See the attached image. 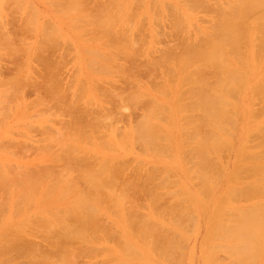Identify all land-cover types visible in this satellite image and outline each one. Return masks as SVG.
Returning <instances> with one entry per match:
<instances>
[{
    "label": "rangeland",
    "instance_id": "1",
    "mask_svg": "<svg viewBox=\"0 0 264 264\" xmlns=\"http://www.w3.org/2000/svg\"><path fill=\"white\" fill-rule=\"evenodd\" d=\"M78 1L77 0H0V169L3 168V170H1L2 172L0 171V176L3 177L2 180L4 179V177L9 176L7 178L10 180V182L6 181L5 178V181L8 182L9 184L7 185L6 182H3V184L6 183L7 186H9L10 184L12 187L15 186V182H17L19 178L20 180L17 182V185L20 186V184L18 183L22 182L21 180L24 178L26 180L23 181L29 180L30 184L34 185L36 188L37 178L42 176L43 171L39 169L40 173L42 172V174H38L39 171H37L35 167L38 168L37 165L40 166L42 165L41 167L39 166V168H42V170L47 171V168L49 169L50 167V169L52 170L51 171L52 175L58 177V178L54 177V179H52V175H50L51 174L50 169L47 171L48 177L44 176L46 173L44 171L43 176L45 177L46 180L45 179L43 180L44 177L41 178L42 180L41 179L39 180L40 184L38 183L39 185L37 186L39 192L38 191L36 192L34 189L35 192L33 193L32 191H28L26 189L27 194L24 195V197L22 194H18L15 191L16 189L18 192L22 191L23 190L22 188H19L18 190V186H16V189L15 187H13L15 189L13 190V188L10 186L11 187L10 190L9 189L7 190L6 185H4L5 186L4 187L2 185V181L0 180L1 182L0 187L3 188V189L0 188V197H1L0 198V242L4 245L3 247V245L0 243L1 244L0 246H2V249L0 247L1 249L0 251L2 253V254L0 253L1 256L0 264L2 263L28 264L29 262L27 261H29V258L31 259L30 264H36L35 259L39 260L40 258H41L40 262L37 263L59 264V262L61 261L60 264H62V261L63 262L65 261L64 260L65 256H67L65 257V259L72 260L73 258L74 259L73 262L74 263L78 262V264L80 263L90 264L91 262L94 263V261L96 262L94 264H121L123 262H126V264L127 263L130 264L131 262H132L131 264L134 263L136 264L137 260H140L138 255L139 237H137V235L134 234L136 233L134 232V230L137 231V227H139L143 221H144L143 223L145 224V229L147 230L148 228L149 230L146 232L147 233L146 239L148 242L143 238L144 235L142 236V239L145 240L147 244L149 243V246L150 243L153 241V239L154 241L156 239V242H154L155 244L158 242L157 244L161 243L165 245L166 244L165 241H167L168 243H170V246L172 247V248L170 247V249H172L171 250L172 252L169 249V252L172 254V256L169 254H165L161 256L159 252L158 254H156L155 251H153L151 252V254L155 253L153 254V259H152V255L149 256L147 254V258L145 260L141 259L140 261H138L139 263L137 264L140 263L141 264H152V263L153 264L154 263L155 264H211L210 261L213 259H216V263L214 264H220V261H218L219 259L220 260L222 259L221 263L231 264L232 258L230 257V255L228 257L226 252L223 251H221V253L214 252L213 256H210L208 254V252L206 251V249L208 248L206 233L213 219V214L211 210L216 202L213 200L220 199L224 188L227 186L226 182H228V177H227L229 176L228 174L234 168L240 166L241 159L237 157V150L241 145H244L245 148L252 150L254 149V147L258 146L257 143H259L264 138L263 136L264 111L261 105L262 103H260L261 101H259L258 98L254 100H250V94L248 89L246 88L247 86H242L240 88H237L229 92L228 97L231 99V101H234L233 103H235L236 105L235 107L236 110L235 113L233 114L235 116L234 117L232 116L233 117L232 119L236 121L234 120L230 121L233 124L235 122V125H231V123L227 121L226 128L228 130V135L229 136L231 135V133L229 132L230 130L231 132H233L234 137L232 135H231L232 138L228 136V139L231 141L230 144L220 146L217 149L211 148L212 150H209L207 152V154H209V158L213 162V169L215 172L214 176L208 173V175L214 179L212 182L213 185L211 187L212 190L210 189L208 190L210 193H208V191L206 193H201L199 189L200 188L199 185L201 183L199 172L201 173L203 172V167H200L197 170V166H196L197 163H194L197 161L196 158L198 153V144L196 140L193 141V144H190L189 150L187 149L188 147L187 148L183 147L185 151L183 150V148H181L182 151L180 150L179 144L178 145L177 143L173 144L172 143L174 142L173 137H175V139L176 137H178V131L176 129L174 132V129L172 128L173 123L176 122L173 121V117H172L173 113L171 112L172 110L167 111V109H172L171 107H173V102H174L173 91L177 83H180V95L181 94L183 95V100L186 102V104L191 103L192 100L195 99V96L193 95L194 89L193 88L191 89L193 85L191 86L186 84L185 83L186 81L184 80H180L179 82H176L177 80H179V78L175 76L174 68L178 63V60L184 55L185 52L187 53L197 52L198 50H203L206 47V43L208 42V39L212 38L215 35L212 28L215 25L216 21L219 19V13L221 12L219 10L222 9L221 7H223V9H226L228 6L226 3H229L230 0L229 1L202 0V3L204 1L203 3L204 6L200 1L197 0L196 1L195 0L192 1L190 0H89V1L78 0ZM196 2H198L199 4L201 3L200 5L202 6H198L199 4ZM218 4L221 5V7ZM81 12L82 14H80ZM87 18L91 22H86L85 19ZM96 21L98 23H96ZM107 22L111 23L110 27L112 29L110 28L106 29L104 27L102 29H99L102 27V25H100L101 23L106 24ZM95 24H99L101 27H97L98 25L95 27ZM103 29L105 30L104 32ZM98 30L99 31L101 30L100 31L101 33L98 32ZM3 31L5 34L1 33ZM95 33L98 35V37L96 36ZM106 33L108 34L106 35ZM2 38L6 39L7 41L3 40ZM176 43L177 46H175ZM122 45L127 46V48L125 46L123 47L125 49L123 51H125L126 53L130 52L129 56L124 54L123 51L121 53L119 52V55L116 53L119 50L121 51L123 49ZM117 46L119 47L116 49V50L119 49L118 51L114 49V47ZM184 48H185L184 50L185 52L183 53L182 51ZM99 53L103 55L101 56V54ZM163 53L165 54V56ZM46 56L47 58H49L48 56H50V58L45 59ZM103 56L105 57L108 56L107 57L108 59L105 58L106 60H104ZM190 56L192 55L190 54L187 58L188 59L193 58ZM33 58L34 59L36 58L35 61ZM109 60H112L115 64L112 65L111 63L113 62L108 63ZM132 61L135 63L134 64L131 63ZM150 61L153 64V66H150V64H148L149 66L147 65V63H150ZM42 63H44L45 65H43ZM116 64L117 67L115 66ZM31 65L32 68L30 67ZM118 65L120 66V69H118L119 67ZM140 65L141 66L146 65V66L140 67ZM54 67L56 70L54 69ZM121 67L123 71L121 70ZM263 67H264V63L259 64V67L257 65L256 67L257 69L255 68L254 72L250 73V79L256 78V76H258L263 71ZM126 68L127 69L130 68L131 70L130 69L129 70L130 72L131 71L132 72L128 73V70ZM30 69L32 70L33 73L31 72ZM46 69L47 70L49 69L50 71H47ZM51 69L52 70L54 69L55 73L51 74L50 72H53ZM143 69L145 72H147V70L149 71L150 69L151 73L147 72L149 74L144 75L145 72L142 71ZM198 69L200 70L199 72H201L206 79L205 83L201 85V88L203 89V91H205V93L210 92L214 86V83L217 81L216 69L214 67L204 66V65H198ZM192 70L193 69H190L189 72ZM137 71L140 73L138 74ZM141 71L143 73H141ZM137 74L139 75V77L141 76L140 79L138 78ZM50 75L52 76L55 75V76L49 77ZM125 75L126 77H128L126 78L127 81L124 80ZM20 76L23 78H19ZM56 76L57 79L59 80V83L57 82L58 84L56 83L57 81ZM195 76L196 75H193V77ZM48 77L51 79L55 78L54 79L55 83L54 82L50 83L51 81H53V79L51 80ZM20 79H22L21 81H23L24 79L25 81L23 82L24 83L26 82L27 86L24 85V83H22ZM34 80L36 81L34 82ZM113 80H115L116 82ZM118 80L121 83H119ZM45 81H47V83ZM14 82L19 83V84L18 83L15 84L17 90L14 89L15 87L13 88ZM37 84L38 86L42 85L41 88L45 87L44 89H42L43 91L41 90L40 87L37 86ZM119 85L121 89H119L120 87L117 88ZM34 86L37 87V89ZM114 86L115 87L117 86L116 89L113 88ZM17 87H19V89ZM34 89L36 90L35 92ZM45 89L46 90L51 89V92L46 91ZM117 89H119V91ZM58 90L61 92L63 90L66 91L65 93L66 95L63 94L64 92L62 93L60 92L63 95L61 94L58 95L59 93ZM99 90L102 91V92L100 91L101 94ZM18 91H20L21 93ZM117 92L120 93L118 94ZM104 94L105 96L108 97L110 96L109 100L111 98V101L106 100L108 97L106 98ZM127 94L131 95V96L129 95L130 100H127L128 98H125L127 97ZM35 97H37L40 101L36 102ZM54 97H58V98H54ZM45 98L47 99V102H44L46 101ZM145 98L147 101L149 100L148 102L149 106L147 104V101L144 100ZM54 100L56 101L58 100V101L55 102ZM74 101H76V103H74ZM71 103H73L74 105ZM144 104L145 106L147 105L148 107L147 110L145 111L144 109L146 107L144 106ZM169 104L170 106H168ZM67 105L69 106L67 107ZM101 105L104 106L103 107L104 109L107 108L106 110H109L108 109L109 107L111 108L109 111L111 113V116L108 115L105 116V112ZM111 105H114V107ZM99 108L101 109V111ZM59 109H62L63 113L62 110ZM82 109H84V111L80 112L79 110ZM115 109H119V110H115ZM74 110L76 111L74 112ZM65 111L67 112V115H69L68 112L70 111L71 113L70 112L69 113L73 116L75 115L76 117L75 116L69 117L70 116L69 115L68 118ZM88 111L89 113H85ZM112 111L117 113L113 114ZM186 111L185 113L188 115V117L191 120H193L194 118H198L200 120L202 125L200 128L199 136L203 139H207L210 135V130L208 129V126L205 124L204 119L202 120V112L199 109L186 110ZM91 112L94 114H92ZM100 112L101 114L104 115V117L103 115L100 114ZM107 112L108 111H106V114ZM98 113L100 114L99 117H101L100 120L104 118L101 120V122L104 123L105 126L102 125V123H99L100 120H98L99 119V117L97 116ZM110 113L108 114L110 115ZM79 114L82 116H80ZM149 114L153 115L154 118L151 119V116L147 117L149 116ZM92 115H94L95 118ZM109 117H111V119ZM112 117L117 119H114ZM74 118L77 119L75 122L78 121L77 123H79V125L77 124L75 127V125L71 122H68V125L65 124L64 120L66 122L73 121ZM108 118L110 119V123L108 122L109 120ZM118 118L121 120V122ZM91 119L94 120L96 119L95 121L98 124H96L94 120L91 121ZM61 120H63V122ZM111 120L113 122H111ZM83 122L84 123L94 122V123L93 125L90 123L89 124L87 123L88 125L87 124L84 125ZM117 122L120 123L118 124ZM188 122L190 123L189 120ZM61 123H63L62 126H59ZM149 123L151 124L150 126ZM181 123L185 125L187 123V120L183 119L181 120ZM131 124L134 125L132 126ZM98 125L101 129L98 127ZM77 126L83 127V129H81L80 127L78 128ZM85 126L86 127L89 126L88 129H91V131L87 129L89 131L88 137H86L87 131H86V136L84 135L85 132H82L86 130ZM96 126L99 128L98 130ZM106 126L107 129L104 128ZM94 127H96L97 131L94 129ZM65 128H67L71 132L70 133L71 136H69L70 134L68 135L66 134L68 133V130H66ZM69 128L72 129V131ZM108 128L109 131H107ZM63 130H64L63 135H61L62 133L60 132H62ZM47 131L53 132L52 133L53 136L49 133L48 134L51 135V137L48 134L46 135ZM95 131L96 132L102 131L104 134L102 132L96 133ZM79 132L80 134L83 133L84 134L79 135ZM55 133L57 134L54 135ZM64 133L66 135H64ZM74 133L76 134L78 133L77 135L82 137L80 138L79 136L76 137L77 135L74 136L75 135ZM61 136H63V138ZM83 136L85 138H83ZM69 137L72 139H70ZM29 138L33 140L30 141ZM86 138H88V140L90 141H88ZM10 139L14 140L15 142L13 143L16 144H11L12 141L11 143L8 142L10 141ZM49 139L51 140L52 143L49 142L46 143L47 141H50ZM2 140L3 142H7L9 145L11 144L10 147L7 143H1ZM57 141L60 142L61 144V145L59 144L60 146L57 144L59 143ZM63 141H65V144H62ZM55 143L56 145H54ZM31 144L34 145L35 149L31 147L32 146ZM51 144L54 147L50 146ZM5 145L8 147V149ZM63 145L64 146L66 145L67 147H65L66 149L64 150H61L62 148H64ZM70 145H72L73 147H71ZM74 145L75 147H77L76 150L74 148ZM44 146L45 148H48L50 150L48 149L45 150ZM68 146H70L71 150L67 151V149L69 148ZM20 148H22L21 149L22 151L20 150ZM55 148L57 150L54 152L53 149L55 150ZM10 151H12L11 154ZM51 151L53 154L50 153ZM76 151L77 152L79 151V153H77ZM83 152L85 153L84 157L82 156V158H80ZM68 154H70L71 156L70 155L68 156ZM75 155H77L78 157L77 156L75 157ZM181 156H184V158H181ZM61 157L65 159L63 160V158ZM59 158L62 159L60 160L62 162H64L67 159L66 163L64 162L66 166L62 162H61L62 165L59 163L60 162ZM87 158L90 160L88 161ZM56 160L59 165L56 163ZM91 160L93 162H91ZM52 161L53 162L55 161V164H53ZM96 161L98 164L95 163ZM103 161L104 163L106 162L105 163V165H107L106 167L105 165L100 164ZM122 161L127 162V165L125 162L123 163L124 164L123 165ZM114 162L116 165H114ZM68 163L73 166L71 165L69 166ZM91 163L93 164L95 163L94 164L95 166L93 165L94 166L93 167ZM117 163H121L122 167ZM87 164H89L90 166L89 165L86 166ZM56 165L60 168H58ZM62 166L63 168L69 167L71 171L68 168H67L68 170L66 168L64 169L67 172L63 171ZM118 166H120L121 168H119ZM123 166H125V170L122 169L124 168ZM71 167H75L76 169L73 168L74 169L73 170ZM131 167L134 168L132 169ZM28 168L34 171L36 170L35 172H37V174L34 171H31L33 174L30 173V171L28 173L27 172ZM52 168L53 169L55 168L54 170L58 168V170L53 171ZM98 168L102 170L103 168H105L104 169L105 173L102 171V175L105 174L106 177H108L111 182L112 180H114L115 175L116 178L119 179V180L115 179L116 183L118 184L117 185L115 183L117 186H113L115 180L111 184V182L109 183V179H108V185L107 184L106 185L108 186V188L110 187V189L112 188L113 190L112 189L106 190V188L104 189L103 188L104 185L101 186L99 190L104 194L106 192L107 196H108L107 193H109V195L110 194L113 195L114 198H112L111 195L109 196V198L111 197L112 200L114 199L116 200V202L118 201L117 203H119L120 209H118V207L115 206V203H113L115 201L107 200L108 199L107 196L105 197L106 198L105 200L104 198H101V200L105 202H101L100 205L98 203L99 215L98 214H95L96 216L94 215L96 219L99 218L98 220L99 222L95 220L94 217H92V219L94 218L93 220L95 223L92 222V220H90L93 223V225L99 223L98 226H96L97 224L95 225L98 231H96L95 226L91 224L92 227L95 228L96 233L98 234L93 233L94 228H92L93 229L92 233L91 234L89 233V235L94 234L92 235L93 237L96 234L99 240L96 239V241L92 242L94 238L93 237L91 238V236L88 235V232L91 230L89 228L91 227V225H89L88 227L90 230L87 228L89 231L86 229L87 231L85 230L83 232L84 234L82 237L83 239L76 238V243L74 242L72 244V241H75V239L74 240L73 238L68 239L65 236H62L63 240H60L61 237L59 233L62 234L63 232L61 229L71 228V225L73 224L72 223L74 221L73 216L70 215L69 209L73 205L74 197L75 196L78 197L76 193L78 191H82L81 189L85 185H86L85 188L88 186L90 187L93 186V184L88 180L89 178H91L90 176L96 174L95 171L96 172L99 171V173L101 172V170H99ZM13 169L16 171L14 172ZM89 169H91V171ZM21 170L23 171V173ZM59 170L61 173H58ZM85 170L87 172H85ZM110 170H112V172ZM113 170L114 172H116V174H113L114 173ZM131 170H134V172L133 171L131 172ZM143 170L144 171L146 170L148 174L146 172L144 173ZM56 172L58 173V175L55 174ZM81 172L84 173V175H82ZM91 172L93 173L92 175L89 174ZM9 173L12 174L11 178ZM64 173H66L67 175ZM85 173L88 176H85ZM99 173L98 175L93 176L95 177L94 179H100L101 177L106 178L104 177L105 175L102 176ZM111 173L113 175H111ZM151 173H153V175ZM62 174L64 176H62ZM124 174L127 177H125ZM150 174L152 176H149ZM32 175H34V177ZM81 175L84 176V181L83 179H81L83 178ZM147 175L149 176V178L147 177ZM238 175L244 176V178H246V174H244L243 172H238ZM60 176L61 178L59 179ZM85 177H89L88 179L87 178L86 179L91 184L87 185V182H85L86 181ZM32 178L36 179L35 180L36 184L33 183L34 179ZM75 178L79 184L74 183ZM67 179L72 180L71 183H74L73 185L74 191L79 189L75 193L74 197H73L74 193L71 194L70 190H68L69 192L66 193L58 192L59 190L58 188H60L58 186L62 184L63 185L66 184L67 182L66 183L64 182L67 181ZM41 181H44L43 186ZM29 182H27V184H29ZM127 182H130L129 183L130 187H128L129 185L125 184L126 186L124 185V189H123L121 187L122 186L121 183L123 184ZM133 182H134V187L132 186ZM206 183L210 185L209 182ZM67 184L69 185L70 183ZM136 185L139 186L135 187ZM48 186L49 189H45V187L47 188ZM74 186L77 187H75L74 189ZM68 187L66 186V189ZM90 187H88L89 190H87L86 188V191H89V193H87V195L85 194L86 196H84V200L86 203L88 202L90 203L89 200L91 198L92 199L94 198L93 204H97L95 198L97 200V197L100 198V196L99 195L97 196V193L92 191L95 190L94 187L93 188ZM147 187L150 189L147 190L148 189ZM61 188H63V186H61ZM127 189L129 191V194H127L128 192ZM138 189H141V191H138ZM11 190L17 194L15 193L12 194ZM71 190H72V184H71ZM73 190L72 192H74ZM90 190L96 195L90 193L91 192ZM145 190L148 192H146ZM120 191H122V193ZM133 191L136 194H134ZM118 193H121L123 195L126 194V195L122 197L121 200L120 198L123 195L119 197L118 195L120 194ZM150 193H152V195L156 199L151 198L152 195H150ZM91 194L92 196L89 197V195ZM155 194L158 196V199ZM29 195L32 197H30ZM79 195H81L82 197L84 194L80 193ZM125 197L127 200L125 199ZM99 198H98V202H100ZM152 199L154 202H152ZM256 199L257 200L255 203L257 205L259 206L264 205V196H257ZM75 200H77V198H75ZM84 200L82 201L84 202ZM77 201H81V200L79 199ZM241 201L242 202L239 201L238 203L244 204L243 200ZM105 203H110L111 208L109 204L106 205ZM103 205H105L110 211L107 208L103 207ZM130 206L134 207V209L131 208ZM83 208L82 209L80 208L81 211L83 210ZM84 210L82 212L86 213V209ZM118 210H120L119 212L122 211L121 212L122 219H120L119 214L121 213H118L117 212ZM135 211L137 212V214L135 213ZM112 212H114V214H112ZM74 213L75 212L73 211V214ZM116 213L119 216H117ZM128 215L129 217L133 215L132 217H134V219H136L137 221H139L141 218L142 220L144 218V220L143 221L141 220L142 222H137L134 219L130 218L132 219L133 221L132 222L130 221V219H127L129 218ZM146 216H148L149 218L148 217L146 218ZM126 220H128L130 223H128V221ZM56 221H62L63 223L64 222L65 223L64 224L62 223V225L60 226V224ZM126 223L129 224L128 227L131 226V229L125 227ZM137 223H140V225L138 226ZM63 225L65 227L60 228ZM74 225L75 224H73L72 227L73 229L75 227ZM134 226L136 229L134 228ZM27 227L28 229L30 227L32 230L29 229L30 230L29 231ZM46 228H49L51 230L48 231V229ZM112 229L116 231L114 232L115 236L112 233ZM26 230H28V232H26ZM35 230L36 231L39 230V231L35 233ZM55 230H57V232L59 233L57 234V232H54ZM50 231L54 233L51 234L49 233ZM101 232L104 233L102 234ZM110 232L111 235L108 234ZM132 232L133 234H131ZM40 233L42 234L41 238H43L44 235V240L46 242L39 238ZM55 233L59 235V238H57L58 236L56 237ZM14 235H17V237L15 236L13 238ZM37 235L38 237H36ZM70 235L73 236L72 233H70ZM161 235H163L162 236L163 238L161 237L160 239L156 238V237L159 238V236ZM86 236L89 239V242L84 239V237L86 238ZM99 236H101L102 238H99ZM111 236L114 237L113 240ZM12 239L16 240V242L13 241ZM116 239L117 240L119 239L120 242L119 241L116 242ZM5 240L6 242H4ZM169 240L171 241L173 240V243L169 242ZM9 241H11L9 243L10 245L8 244ZM175 241L177 242L175 243ZM12 242L13 243L15 242L16 245H18L17 243L20 242L24 246L26 245L28 248L22 245L24 249L22 246L21 249L19 246L18 248L20 251L19 252L17 251L18 249L15 248V243L13 244ZM59 242L61 244H59ZM69 242L72 244V246L70 245L71 247L68 245L70 244ZM20 243L19 245H21ZM65 243H67L68 246ZM39 244H42L44 247H42V245ZM55 244H57V246H59L60 248L61 246L63 248L60 250L58 249L59 248L58 247L57 252L55 248L54 251L57 254L58 253L60 254L58 256H56V253L53 251L54 248H52V247H57ZM37 245L40 248H38ZM63 245H65L66 247L65 246L63 247ZM5 246L7 248H9L10 246L11 247L10 249L6 250L7 248ZM77 246L82 249H79ZM29 247H30V251L28 253L27 250H29ZM49 247H50V251L49 250L47 251ZM93 247L96 250L91 249ZM151 247H152V243H151ZM43 248L44 251L45 248L47 251V252L45 251L46 252L45 254H47L46 258L39 257V256H45V254H43L44 251L43 252L41 251L40 253L39 250ZM65 248L67 249L69 248L68 252L67 249ZM14 249L16 250V252ZM263 249L260 248V252L256 255L257 256L256 258H251V259L244 258L245 262L243 260L239 264H264ZM13 250L14 252H12ZM62 250H66L65 253ZM5 252H6L5 256H3ZM7 252H10L8 253L10 256H7L8 255ZM62 253L66 254V255L63 254V259H61ZM82 254L84 256H82ZM112 255L115 259H112L113 257L111 258ZM157 255L159 257H157ZM175 256H179L178 257L179 259H177ZM11 257H13V260L11 259ZM33 257L35 258L33 259L34 263L32 261ZM165 257L167 260L169 259L171 260V261L169 260L170 263H168ZM210 257L213 258H211L210 260ZM55 258L56 260H54ZM223 258H225L227 261ZM1 259H5L6 261L4 260L2 262ZM154 259L156 262H152L154 261ZM163 259L166 262H164ZM47 260L49 262H46ZM101 261L103 262L106 261L108 263L106 262L103 263ZM115 261L116 262L119 261V263H116ZM65 263L67 264V261ZM68 264H70V262Z\"/></svg>",
    "mask_w": 264,
    "mask_h": 264
},
{
    "label": "bare ground",
    "instance_id": "2",
    "mask_svg": "<svg viewBox=\"0 0 264 264\" xmlns=\"http://www.w3.org/2000/svg\"><path fill=\"white\" fill-rule=\"evenodd\" d=\"M78 1V0H77ZM89 1V0H88ZM190 1H192V0H190ZM196 1V0H195ZM197 1H200L201 3H202V0H197ZM205 1V0H204ZM204 1H203V3H204ZM229 1V0H228ZM79 2V1H78ZM86 2V1H85ZM87 3V2H86ZM196 3H198V2H196ZM200 3V4H201ZM203 3H202V5H203ZM206 3V2H205ZM199 4V3H198ZM198 5V6H202V5ZM228 6H227V8L226 9H223V7H221V5H219L222 9L221 10H219V11H221L220 13H219V19L216 21V23H215V25L213 26V28H212V30L214 31V33H215V35L212 37V38H209L208 39V42L206 43V47L203 49V50H198L197 52H185L184 50H185V48L183 49V53H184V55L183 56H185V57H181L179 60H178V63H177V65H176V67L174 68V72H175V76L177 77V78H179V80H177L176 82H179L180 80H184V81H186L185 83L186 84H188V85H193L192 87H191V89L193 88L194 89V91H193V95L195 96V99H193L192 100V102L191 103H189V104H186V102L183 100V95L181 94L180 95V83H177L176 84V86L174 87V102H173V107H171L172 109H167V111L168 110H172L171 112L173 113L172 114V117H173V121H176V122H174L173 123V125H172V128L174 129V132H175V130L177 129V131H178V137H176V139H175V137H173V141L174 142H172L173 144H175V143H177V145L179 144V146H180V150H181V148H183V147H188L187 149L189 150V148H190V144H193V141H195L196 140V142H197V144H198V153H197V161L196 162H194V163H197L196 164V166H197V170L200 168V167H203V172L201 173V172H199V175H200V179H201V183H200V191H201V193H206L209 189L210 190H212L211 189V187H212V182H213V178H211L209 175H208V173L209 174H211L212 176H214L215 175V172H214V169H213V162H212V160L209 158V154H207V152L209 151V150H212L211 148H213V149H217L218 147H220V146H223V145H227V144H230V140L228 139V130H227V121H231V120H234V119H232L235 115H233L234 113H235V110H236V105H235V103H233L234 101H231V99L228 97L229 95V92L230 91H233V90H235V89H237V88H240V87H242V86H247L246 88L248 89V91H249V94H250V100H254V99H259V101H261L260 103H262L261 105H262V108H263V111H264V67H263V71L258 75V76H256V78H254V79H250V73H253L254 72V70H255V68L257 67V65H258V67H259V64H261V63H264V0H230V2L229 3H226ZM77 5V4H76ZM204 6V5H203ZM85 8H86V6H85ZM84 10V9H83ZM86 10V9H85ZM82 11V10H81ZM83 12V11H82ZM82 12L80 13V14H82ZM85 15V14H84ZM86 20V22H91L88 18L87 19H85ZM93 21H95V20H93ZM96 23H98L97 21H96ZM90 24V23H89ZM98 25V26H97ZM100 25H102V27L100 26ZM95 24V27L97 26V27H101V28H99V29H102L103 27L104 28H106V29H108V28H110V29H112L110 26H111V23L110 22H107L106 24H104V23H101V24ZM95 29V28H94ZM94 29H93V31H94ZM97 29V28H96ZM101 31V30H100ZM99 30H98V32H100ZM105 30L103 29V32H104ZM211 31V30H210ZM96 32V31H95ZM1 33H4V31L3 32H1ZM97 33V32H96ZM95 33V34H96ZM101 33V32H100ZM5 34V33H4ZM108 33H106V35H107ZM124 34V33H123ZM7 35V34H6ZM128 35V34H127ZM132 35V34H131ZM96 36L98 37V35L96 34ZM174 36V35H173ZM99 37H100V35H99ZM119 37V36H118ZM124 37V36H123ZM176 37H177V35H176ZM176 37H174V38H176ZM105 38V37H104ZM122 38V37H121ZM129 38V37H128ZM3 39V38H2ZM176 39H178V38H176ZM3 40H6V39H3ZM128 40V39H127ZM183 40V39H182ZM7 41V40H6ZM107 41V40H106ZM9 43V42H8ZM110 44V43H109ZM112 44V43H111ZM117 44V43H116ZM124 44V43H123ZM127 44V43H126ZM129 44V43H128ZM102 45V44H101ZM114 46H115V44H114ZM125 46V45H124ZM123 45H122V48L124 47ZM131 46V45H130ZM175 46H177V43H176V45ZM102 47V46H101ZM126 48H127V46H125ZM117 48H119L118 46L117 47H114V49L116 50ZM107 49V48H106ZM128 49H129V46H128ZM40 50V49H39ZM119 50V49H118ZM118 50H116V51H118ZM123 50H125L124 48L120 51H118V52H116L118 55H119V52L121 53ZM127 50V49H126ZM43 51V50H42ZM39 52V51H38ZM44 52V51H43ZM109 52V51H108ZM42 53V52H41ZM115 53V54H116ZM123 53L124 54H126V55H128L129 56V53H126L125 51H123ZM40 54V53H39ZM99 54H101V53H99ZM112 54H114V53H112ZM123 54V55H124ZM164 54V53H163ZM173 54V53H172ZM192 55V56H190V57H193V58H191V59H188L187 57L189 56V55ZM36 55V54H35ZM46 55H48V54H46ZM103 54H101V56H102ZM105 55V54H104ZM37 56H40V55H37ZM164 56H165V54H164ZM49 58H50V56H48ZM104 57V60H106V59H108L107 57H105V56H103ZM116 57H117V55H116ZM115 57V58H116ZM118 57H120V56H118ZM38 58V57H37ZM41 58V57H40ZM44 58V57H43ZM49 58H47V56H46V58L45 59H49ZM106 58V59H105ZM113 58H114V55H113ZM127 58V57H126ZM130 58V57H129ZM34 59V58H33ZM36 59V58H35ZM35 59H34V61H35ZM19 60H21V59H19ZM39 60H41V59H39ZM113 60V59H112ZM112 60H109L108 61V63L109 62H113ZM133 60V59H132ZM23 61V60H22ZM45 61V60H44ZM46 61H48V60H46ZM49 61H51V60H49ZM53 61V60H52ZM130 61H131V59H130ZM37 62V61H36ZM54 62V61H53ZM115 62V61H114ZM111 63L112 65L113 64H115V63ZM125 62V61H124ZM127 62V61H126ZM128 62H129V60H128ZM149 62V61H148ZM153 62V61H152ZM17 63V62H16ZM23 63V62H22ZM40 63V62H39ZM105 63H106V61H105ZM131 63H135V62H131ZM154 63V62H153ZM43 65H45L44 63H42ZM119 64V63H118ZM125 64V63H124ZM128 64V63H127ZM148 64H150V66H153V64L151 63V61H150V63H147V65ZM155 64V63H154ZM14 65V64H13ZM18 65H19V63H18ZM18 65H16V66H18ZM51 65V64H50ZM55 65V64H54ZM54 65H52V66H54ZM120 65V64H119ZM118 65V66H119ZM198 65H204V66H211V67H214L215 69H216V74H217V76H216V74H215V76H216V78H217V81L214 83V86H213V88L211 89V91L210 92H207V93H205V91H203V89L201 88V85L203 84V83H205V81H206V79H205V77L202 75V73L201 72H199L200 70L198 69ZM15 66V65H14ZM48 66V65H47ZM52 66H51V68H52ZM116 67H117V64L115 65ZM114 66V67H115ZM131 66H132V64H131ZM139 66V65H138ZM143 66V65H142ZM141 65H140V67H142ZM144 66H146V65H144ZM143 66V67H144ZM149 66V65H148ZM147 66V67H148ZM20 67H21V65H20ZM31 68H32V65L30 66ZM46 67V66H45ZM56 67H58V66H56ZM123 67H125V66H123ZM139 67V68H140ZM262 67V66H261ZM29 68V67H28ZM50 68V67H49ZM130 68H132V67H130ZM129 68V69H130ZM136 68V67H135ZM138 68V67H137ZM146 68V67H145ZM149 68V67H148ZM20 69V68H19ZM54 69H55V67H54ZM54 69L52 70L53 72H50L51 74L52 73H55V71H54ZM118 69H120V66L118 67ZM125 69V68H124ZM127 69V68H126ZM129 69H127L128 70V73L130 72V70ZM133 69H134V67H133ZM132 69V70H133ZM190 69H193L192 71H190L189 72V70ZM257 69V68H256ZM31 70V69H30ZM47 70V69H46ZM56 70V69H55ZM121 70L123 71V69H122V67H121ZM136 70H138V69H136ZM135 70V71H136ZM146 70V69H145ZM153 70V69H152ZM262 70V69H261ZM41 71V70H40ZM45 71V70H44ZM47 71H50L49 69L47 70ZM142 71H144V69L142 70ZM141 71V73H143ZM259 71H260V69H259ZM6 72V71H5ZM31 72H32V70H31ZM46 72V71H45ZM45 72H44V74H45ZM58 72V71H57ZM126 72V71H125ZM132 72V71H131ZM130 72V73H131ZM138 72V71H137ZM145 72V71H144ZM147 72H150L151 73V71H150V69H149V71L147 70ZM147 72H145L144 73V75L145 74H149V73H147ZM153 72V71H152ZM188 72H189V74H188ZM33 73V72H32ZM38 73V72H37ZM122 73H124V72H122ZM140 72H138V74H139ZM154 73V72H153ZM29 74V73H28ZM44 74H43V76H44ZM49 74V73H48ZM124 74H126V73H124ZM137 74V76H138V78L140 79V77H139V75ZM34 75V74H33ZM38 75V74H37ZM41 75V74H40ZM56 75V74H55ZM54 75V76H55ZM126 75H128V74H126ZM126 75H125V79L124 80H126V78H128V77H126ZM132 75H133V73H132ZM142 75V74H141ZM193 75H196L195 77H193ZM31 76V75H30ZM39 76V75H38ZM42 76V75H41ZM48 76V75H47ZM52 75H50L49 77H51ZM54 76H52V77H54ZM130 76V75H129ZM135 76V75H134ZM133 76V77H134ZM147 76H149V75H147ZM32 77V76H31ZM30 77V78H31ZM48 77V78H49ZM132 77V76H131ZM149 77H151V76H149ZM148 77V78H149ZM2 78V77H1ZM19 78H23V77H19ZM40 78H42V77H40ZM45 78H46V76H45ZM135 78V77H134ZM137 78V77H136ZM137 78V79H138ZM34 79V78H33ZM44 79V78H43ZM49 79H51V78H49ZM53 79V78H52ZM51 79V80H52ZM55 79V78H54ZM53 79V81H51L50 83H52V82H54L55 83V80ZM115 79V78H114ZM22 79H20V81H21ZM28 80V79H27ZM40 80H42V79H40ZM45 80V79H44ZM43 80V81H44ZM47 80V79H46ZM56 83L58 82L59 83V80L57 79V76H56ZM129 80V79H128ZM135 80V79H134ZM2 81V80H1ZM19 81V80H18ZM19 81V82H20ZM23 81H25L24 79H23ZM23 81H21L22 83H24ZM36 80H34V82H35ZM48 81V80H47ZM47 81H45L46 83H47ZM113 81H115V80H113ZM127 81V80H126ZM130 81V80H129ZM139 81V80H138ZM28 82V81H27ZM30 82V81H29ZM40 82V81H39ZM104 82V81H103ZM116 82V81H115ZM118 82H119V80H118ZM18 83V82H17ZM16 82H14L13 83V88L16 86L15 84H17ZM32 83V82H31ZM37 83H38V81H37ZM43 83V82H42ZM57 83V84H58ZM102 83V82H101ZM107 83V82H106ZM119 83H121V82H119ZM126 83V82H125ZM125 83H124V85H125ZM19 84V83H18ZM109 84V83H108ZM107 84V85H108ZM114 84V83H113ZM128 84H130V83H128ZM22 85V84H21ZM24 85H26V82L24 83ZM31 85H34V84H31ZM39 85H40V83H39ZM47 85V84H46ZM118 85V84H117ZM139 85V84H138ZM27 86V85H26ZM28 86H29V84H28ZM37 86H38V84H37ZM42 86V85H41ZM41 86H38V87H40L41 88ZM49 86V85H48ZM53 86V85H52ZM129 86V85H128ZM33 87V86H32ZM31 87V88H32ZM35 87V86H34ZM51 87V86H50ZM54 87H55V85H54ZM117 87V86H116ZM116 87L114 86L113 88H115L116 89ZM120 87V85L117 87V88H119ZM18 89H19V87H17ZM30 88V87H29ZM36 89H37V87H35ZM45 88V87H44ZM43 87L41 88V90L42 89H44ZM47 88V87H46ZM53 88V87H52ZM125 88H126V86H125ZM128 88V87H127ZM14 89H16V87L14 88ZM22 89V88H21ZM27 89V88H26ZM33 89V88H32ZM32 89H31V91H32ZM61 89V88H60ZM119 89H121V87L119 88ZM119 89H117L118 91H119ZM143 89V88H142ZM17 90V89H16ZM40 90V89H39ZM46 90V89H45ZM55 90H57V89H55ZM113 90V89H112ZM112 90H111V93H112ZM116 90V91H117ZM125 90V89H124ZM36 90L34 89V92H35ZM43 91V90H42ZM46 91H50L51 92V89L49 90H46ZM59 91V90H58ZM101 90H99V92H100ZM104 91V90H103ZM142 91V90H141ZM18 92H20V91H18ZM29 92V91H28ZM54 92H56V91H54ZM61 91H59V93H58V95L59 94H61L62 92H64L63 94H65L66 93V91H62L61 93H60ZM102 92V91H101ZM101 92H100V94H101ZM110 92V91H109ZM131 92H133V91H131ZM135 92V91H134ZM21 93V92H20ZM37 93H38V91H37ZM41 93V92H40ZM53 93V92H52ZM105 93V92H104ZM118 94L120 93V92H117ZM25 94V93H24ZM23 94V95H24ZM46 94H47V92H46ZM49 94V93H48ZM63 94H61V95H63ZM110 94V93H109ZM122 94V93H121ZM44 95V94H43ZM55 95V94H54ZM57 95V94H56ZM66 95V94H65ZM130 95V94H129ZM128 94H127V97H125V98H128L127 100H130L129 98H130V96H129ZM25 96V95H24ZM41 96V95H40ZM49 96V95H48ZM51 96H53V95H51ZM104 96H105V94H104ZM119 96V95H118ZM117 96V97H118ZM123 96V95H122ZM125 96V95H124ZM129 96V97H128ZM133 96V95H132ZM39 97V96H38ZM45 97V96H44ZM106 98L108 97V96H105ZM110 97V96H109ZM109 97L106 99V100H108V101H111V98H110V100H109ZM112 97V96H111ZM36 98V102H39L40 100L37 98V97H35ZM42 98V97H41ZM46 98H47V96H46ZM45 98V99H46ZM54 98H58V97H54ZM53 98V99H54ZM65 98H66V96H65ZM119 98V97H118ZM120 98H121V95H120ZM123 98V97H122ZM141 98H142V95H141ZM113 99V98H112ZM49 100V99H48ZM59 100V99H58ZM57 100V101H58ZM62 100V99H61ZM61 100H60V102H61ZM119 100V99H118ZM117 100V101H118ZM121 100V99H120ZM123 100V99H122ZM144 100H146V98L144 99ZM155 100V99H154ZM42 101V100H41ZM51 101H53V100H51ZM55 102H57L56 100H54ZM147 101V100H146ZM160 101V100H159ZM44 102H47V99H46V101H44ZM59 102V103H60ZM69 102V101H68ZM137 102V101H136ZM141 102V101H140ZM148 102H149V100L147 101V104H148ZM157 102V101H156ZM74 103H76V101H74ZM110 103V102H109ZM119 103V102H118ZM251 103V102H250ZM44 104V103H43ZM61 104V103H60ZM64 104V103H63ZM71 104H73V103H71ZM70 104V105H71ZM120 104H121V102H120ZM141 104V103H140ZM74 105V104H73ZM115 105H118V104H115ZM69 105H67V107H68ZM96 106V105H95ZM102 106V105H101ZM111 106H113L114 107V105H111ZM139 106V105H138ZM144 106H145V104H144ZM148 106H149V104H148ZM168 106H170V104L168 105ZM187 106V107H186ZM73 107V106H72ZM78 107V106H77ZM104 106H102V108H103ZM108 107H109V105H108ZM118 107V106H117ZM116 107V108H117ZM146 108L144 109L143 107V109H144V111L145 110H147V105L145 106ZM239 107V106H238ZM59 108V107H58ZM57 108V109H58ZM74 108V107H73ZM83 108V107H82ZM68 109V108H67ZM66 109V110H67ZM75 109V108H74ZM76 109H78V108H76ZM95 109V108H94ZM100 109V108H99ZM107 108H103V110H104V112H105V116L106 115H108V116H111V113L109 112L110 111V107L108 108L109 110H106ZM196 109H199L201 112H202V120L204 119V121H205V124L208 126V129L210 130V135H209V137L207 138V139H203V138H201L200 136H199V133H200V128H201V122H200V120L198 119V118H194L193 120H191L189 117H188V115L185 113V111L186 110H196ZM239 109V108H238ZM59 110H62V109H59ZM86 110V109H85ZM108 111L107 112V114H106V111ZM115 110H119V109H115ZM114 110V111H115ZM76 110H74V112H75ZM80 112L81 111H84V109H82V110H79ZM87 111V110H86ZM100 111H101V109H100ZM246 111V110H245ZM61 112V111H60ZM66 112V111H65ZM70 112V111H69ZM68 112V114L70 115H67V112H66V115H67V117L69 116V117H74L73 115H71L70 113ZM113 112V111H112ZM133 112V111H132ZM187 112V111H186ZM62 113H63V110H62ZM78 113V112H77ZM83 113V112H82ZM85 113H89V111L88 112H85ZM85 113H84V115H85ZM92 113V112H91ZM108 113H110V115L108 114ZM114 113H117V112H113V114ZM121 113V112H120ZM169 113H170V111H169ZM61 114V113H60ZM72 114H73V112H72ZM81 114V113H80ZM79 114V115H80ZM92 114H94V113H92ZM100 114H101V112H100ZM99 113H98V117H99V115H100ZM89 115V114H88ZM101 115H103V114H101ZM117 115V114H116ZM123 115V114H122ZM131 115V114H130ZM244 115V114H243ZM80 116H82V115H80ZM87 116V115H86ZM92 116H94V115H92ZM107 116V117H108ZM113 116V115H112ZM151 116V119L152 118H154V116L153 115H151V114H149V116H147V117H150ZM153 116V117H152ZM233 116V117H232ZM248 116V115H247ZM68 117V118H69ZM76 117V116H75ZM83 117H85V116H83ZM103 117H104V115H103ZM120 117V116H119ZM244 117V116H243ZM82 118V117H81ZM91 118V117H90ZM94 118H95V116H94ZM100 118L101 117H99V119L98 120H100ZM110 119H111V117H109ZM108 118V119H109ZM112 118H114V117H112ZM121 118V117H120ZM133 118V117H132ZM238 118V117H237ZM71 119V118H70ZM70 119H68V120H70ZM85 119V118H84ZM102 119H104V118H102ZM101 119V120H102ZM107 119V120H108ZM110 119L108 120V122L110 123ZM114 119H117V118H114ZM114 119H113V121H114ZM119 119V118H118ZM150 119V120H151ZM183 119H186L187 120V123L184 125V124H182L181 123V120H183ZM244 119V118H243ZM246 119H248V118H246ZM77 119L76 118H74L73 119V121H65L64 120V122H65V124H67L68 125V122H71V123H73L74 125H75V127H76V125L78 124L79 125V123H77V122H75ZM80 120V119H79ZM82 120V119H81ZM94 119H91V121H93ZM96 120V119H95ZM94 120V122H96ZM101 120H100V122L99 123H102L101 122ZM120 120V119H119ZM150 120H149V122H150ZM188 120L190 121V123L188 122ZM62 122H63V120H61ZM60 121V122H61ZM84 121V120H83ZM105 121V120H104ZM112 120H111V122H113ZM123 121V120H122ZM234 121H236V120H234ZM233 121V122H234ZM248 121V120H247ZM81 122V121H80ZM93 122V123H94ZM120 122H121V120H120ZM120 122H117L118 124L120 123ZM132 122V121H131ZM172 122V121H171ZM84 123V122H83ZM88 124L90 123V122H87ZM86 122L84 123V125L85 124H87ZM93 123L91 122L90 124H92L93 125ZM231 123V125H235V122H234V124L232 123V122H230ZM237 123V122H236ZM62 124L63 123H61L59 126H62ZM87 124V125H88ZM96 124H98L97 122H96ZM108 124V123H107ZM70 125V124H69ZM73 125V126H74ZM91 125V126H92ZM102 125H104V123H102ZM132 125V124H131ZM134 125V124H133ZM132 125V126H133ZM151 124L149 123V126H150ZM71 126V125H70ZM70 126H68V127H70ZM80 126H81V123H80ZM79 126V127H80ZM105 126V125H104ZM128 126V125H127ZM58 127V126H57ZM67 127V128H68ZM78 127V126H77ZM78 127V128H79ZM86 127V126H85ZM84 127V128H85ZM97 127V126H96ZM96 127H94V129L96 130ZM98 127H99V125H98ZM97 127V130L100 128H98ZM120 127V126H119ZM67 128H65L66 130H68ZM72 128V127H71ZM81 129H83V127H80ZM89 128V126L88 127H86V130H84V131H82L81 129V131L82 132H85V136H86V131H87V136L86 137H88V130H90L91 131V129H88ZM104 128H106L107 129V126L106 127H104ZM103 128V129H104ZM112 128V127H111ZM31 129V128H30ZM61 129H62V127H61ZM70 129V128H69ZM77 129V128H76ZM88 129V130H87ZM101 129V128H100ZM113 129V128H112ZM112 129H111V131H112ZM120 129V128H119ZM118 129V130H119ZM59 130H60V128H59ZM71 131H72V129H70ZM96 130V131H97ZM115 130V129H114ZM172 130V129H171ZM36 131V130H35ZM74 131V130H73ZM79 131V130H78ZM95 131V132H96ZM107 131H109V128H108V130ZM51 132V131H50ZM46 132V135L49 133V134H51L52 135V133L53 132ZM57 132V131H56ZM60 132V131H59ZM63 132H64V130L62 131V132H60V133H62L61 135H63ZM66 132V131H65ZM81 132V133H82ZM102 132V131H101ZM101 132H96V133H101ZM229 132L231 133V135L233 136V132H231L230 130H229ZM71 132L68 130V133H66L67 135L68 134H70ZM103 133V132H102ZM48 134V135H49ZM57 133H55L54 135H56ZM59 134V133H58ZM65 133H64V135H66ZM75 135L74 136H76L77 134L76 133H74ZM83 134H80V132H79V135H83ZM104 134V133H103ZM177 134V133H176ZM51 135H49L50 137H51ZM72 135H73V132H72ZM79 135H77L76 137H78ZM91 135V134H90ZM231 135L229 136L230 138H232L231 137ZM246 135V134H245ZM53 136V135H52ZM69 136H71V134L69 135ZM263 136H264V134H263ZM49 137V138H50ZM62 138H63V136H61ZM66 137H68V136H66ZM80 137H82V136H79V138ZM234 137V136H233ZM47 138V137H46ZM59 138V137H58ZM64 138H65V136H64ZM70 138V137H69ZM75 138V137H74ZM83 138H85L84 136H83ZM100 138V137H99ZM30 139V138H29ZM28 139V140H29ZM44 139V138H43ZM70 139H72V138H70ZM78 139V138H77ZM87 140H88V138H86ZM91 139V138H90ZM98 139V138H97ZM8 140V139H7ZM7 140H5V141H7ZM33 139H30V141H32ZM50 140V139H49ZM57 140H59V139H57ZM74 140H76V139H74ZM79 140V139H78ZM11 141H12V143H11ZM45 141H46V139H45ZM53 141H54V139H53ZM88 141H90V140H88ZM236 141V140H235ZM8 142H10L11 144H16V143H13V142H15L14 140H11L10 139V141H8ZM52 143L51 142V140L50 141H47L46 143ZM57 142H59V141H57ZM56 142V143H57ZM66 142H67V140H66ZM1 143H7V142H3V140L1 141ZM56 143L54 144V145H56ZM233 143V142H232ZM236 143V142H235ZM238 143H240V142H238ZM8 144V143H7ZM10 144V145H11ZM23 144H25V143H23ZM58 145L60 144V142L59 143H57ZM62 144H65V141H63L62 142ZM258 144V146H256V147H254V149H252V150H250V149H247V148H245L244 147V145H241L240 147H239V149L237 150V149H235V150H237V157L238 158H240L241 159V163H240V166H238L237 168H234L228 175L229 176H227L228 177V182H226V187L224 188V190H223V192H222V195H221V197H220V199L219 200H213V201H216L215 202V204H214V206L212 207V214H213V219H212V222H211V225L209 226V228L207 229V233H206V239H207V242H208V248L206 249V251L208 252V254L210 255V256H213V253L214 252H220L221 253V251H223V252H226L227 253V255H228V257H229V255H230V257L232 258V262H231V264H239L240 262H242L243 260H244V262H245V259L244 258H246V259H251V258H256L257 256V254L260 252V248H264V205H257L255 202H256V198H257V196H264V138L259 142V143H257ZM257 144H255V145H257ZM9 145V144H8ZM10 145H9V147H10ZM32 145V144H31ZM61 145V144H60ZM59 145V146H60ZM254 145V146H255ZM6 146V145H5ZM13 146V145H12ZM15 146V145H14ZM50 146H53L52 144L50 145ZM64 146V145H63ZM71 147H73L72 145H70ZM70 146H68L69 148L67 149V151L68 150H71L70 149ZM238 146V145H237ZM7 147V146H6ZM16 147V146H15ZM19 147H21V146H19ZM19 147H17V148H19ZM31 147H33L34 149H35V147H34V145H32ZM40 147V146H39ZM54 147V146H53ZM65 147H67L66 145L64 146V148H62L61 150H64V149H66ZM23 148V147H22ZM22 148H20V150L22 149ZM44 148H45V146H44ZM58 148H60V147H58ZM74 148H75V150L77 149V147H75V145H74ZM253 148V147H252ZM7 149H8V147H7ZM43 149V148H42ZM46 149H48V148H45V150ZM33 150V149H32ZM31 150V151H32ZM38 150V149H37ZM39 150H40V148H39ZM48 150H50V149H48ZM57 149L55 148V150L53 149V151L55 152ZM59 150V149H58ZM183 150L185 151V149L183 148ZM16 151V150H15ZM22 151V150H21ZM24 151V150H23ZM81 151V150H80ZM182 151V150H181ZM180 151V152H181ZM183 151V152H184ZM11 152L12 151H10V154H11ZM60 152V151H59ZM58 152V153H59ZM77 152V151H76ZM204 152V153H203ZM13 153H15V152H13ZM49 153V152H48ZM51 154H53L52 153V151L50 152ZM63 153H64V151H63ZM62 153V154H63ZM66 153V152H65ZM77 153H79V151L77 152ZM76 153V154H77ZM55 154V153H54ZM71 154V153H70ZM70 154H68V156L70 155ZM84 152H83V154L81 155V157L80 158H82V156L84 157ZM72 155V154H71ZM70 155V156H71ZM50 156V155H49ZM58 156H59V154H58ZM77 155H75V157H76ZM48 157V156H47ZM52 157V156H51ZM64 157V156H63ZM63 157H61V158H63ZM73 157V156H72ZM72 157H70V158H72ZM78 157V156H77ZM53 158H56V157H53ZM61 158H59V161L60 160H62ZM86 158V157H85ZM90 158V157H89ZM97 158H99V157H97ZM181 158H184V156H181ZM65 158H63V160H64ZM69 159V158H68ZM88 159V158H87ZM91 159H92V157H91ZM50 160H52V159H50ZM54 160V159H53ZM58 160V159H57ZM57 160H56V163H57ZM67 160V159H66ZM66 160L64 161L65 163H66ZM70 160V159H69ZM90 159H88V161H89ZM94 160V159H93ZM102 160V159H101ZM114 160V159H113ZM183 160V159H182ZM61 162L62 161H60L59 163L61 164ZM64 162H62V163H64ZM67 162H69V161H67ZM73 162H74V160H73ZM83 162H84V159H83ZM91 162H93L92 160H91ZM119 162V161H118ZM121 162V161H120ZM125 162V161H124ZM123 161H122V164L124 163ZM52 163L53 164H55V161L53 162L52 161ZM64 163V165L66 166V164ZM96 164H98L97 163V161L95 162ZM94 163V164H95ZM106 163V162H105ZM105 163H104V161L102 162V163H100L101 165H105ZM126 163V165H127V162H125ZM53 164H51V165H53ZM58 164V163H57ZM69 164V163H68ZM73 164V163H72ZM77 164V163H76ZM92 164V166L94 165L93 163H91ZM117 164H119V165H121V163H117ZM5 165V164H4ZM48 165V164H47ZM59 165V164H58ZM62 165V164H61ZM71 164H69V166H70ZM78 165H81V164H78ZM89 164H87L86 166H88ZM114 165H116L115 164V162H114ZM124 165V164H123ZM125 165V166H126ZM130 165V164H129ZM38 166V168L37 167H35L36 169H37V171H39V173L38 174H42V172L40 173V170L41 171H43V174H44V171L45 170H42V168H39V166L40 165H37ZM42 166V165H41ZM40 166V167H41ZM57 166V165H56ZM56 166H55V168H56ZM71 166H73V165H71ZM85 166V167H86ZM90 166V165H89ZM95 166V165H94ZM93 166V167H94ZM107 165H105V167H106ZM112 166V165H111ZM125 166H123L124 168H122V169H124L125 170ZM7 167H8V165H7ZM44 167V166H43ZM51 167H53V166H51ZM58 167V166H57ZM77 167V166H76ZM84 167V166H83ZM98 167V166H97ZM109 167V166H108ZM107 167V168H108ZM119 168H121L122 167V165H121V167L120 166H118ZM118 167H115V168H118ZM127 167V166H126ZM20 168V167H19ZM54 168V169H55ZM58 168H60V167H58ZM58 168L56 169V170H58ZM62 168H63V166H62ZM66 168V167H65ZM65 168H63L62 170L63 171H65V172H67L66 170H64ZM68 169H69V167H67ZM66 168V169H67ZM72 169L73 168H75V167H71ZM132 168V167H131ZM134 168V167H133ZM132 168V169H133ZM21 169V168H20ZM31 169H32V167H31ZM30 168H28V173H29V171H30V173H32L31 171H34V170H31ZM40 169V170H39ZM49 169H50V167H49ZM48 168H47V171L49 170ZM53 169V168H52ZM53 169V171H56V170H54ZM67 169V170H68ZM76 169V168H75ZM79 169H81V168H79ZM87 169H88V167H87ZM99 169V168H98ZM104 169L105 168H103V170L102 169H99V170H101V172L99 173V171H97L100 175H102V171L104 172ZM112 169V168H111ZM121 169V170H122ZM1 170H3V168L2 169H0V171ZM14 170V169H13ZM23 170V169H22ZM21 170V171H22ZM61 170V171H62ZM70 170V169H69ZM74 170V169H73ZM90 171H91V169H89ZM97 170V169H96ZM135 170V169H134ZM134 170H131V172L133 171L134 172ZM16 170H14V172H15ZM18 171V170H17ZM24 171V170H23ZM23 171H22V173H23ZM36 171V170H35ZM34 171V172H35ZM47 171H45L46 173H45V175L44 176H47L48 177V175H47ZM52 170L50 169V172H51ZM71 171V170H70ZM76 171V170H75ZM79 171V170H78ZM77 171V172H78ZM84 171V170H83ZM89 171V172H90ZM109 171V170H108ZM111 172H112V170H110ZM144 171V170H143ZM187 171V170H186ZM2 172V171H1ZM7 172H9V171H7ZM13 172V173H14ZM85 172H87L86 170H85ZM92 172H94V171H92ZM89 173V174H93V173ZM96 171H95V173L96 174H94L95 176L96 175H98V173H97ZM113 172H114V170H113ZM138 172H140V171H138ZM147 173V171L145 170L144 171V173ZM151 172V171H150ZM238 172H243L244 174H246V178H244V176H239L238 175ZM4 173V172H3ZM36 174H37V172H35ZM49 173V172H48ZM58 173H61L60 172V170H59V172ZM58 173L56 172L55 174H57L58 175ZM63 173V172H62ZM79 173V172H78ZM105 173V172H104ZM110 173V172H109ZM10 174V173H9ZM26 174V173H25ZM33 174V173H32ZM43 174H42V176H40L39 178H37V181H36V183H37V186L40 184V182H39V180L41 179V178H43L44 176H43ZM50 174V173H49ZM54 174V173H53ZM64 174H66V173H64ZM77 174V173H76ZM81 174L82 175H84V173H82L81 172ZM113 174H116V172H114ZM112 173H111V175H113ZM140 174V173H139ZM148 174V173H147ZM152 175H153V173H151ZM149 175V176H152V175ZM6 175V174H5ZM35 175V174H34ZM34 175H32L33 177H34ZM50 175H52V172H51V174ZM67 175V174H66ZM65 175V176H66ZM81 175V176H82ZM93 175V176H94ZM105 175V174H104ZM104 175H102V176H104ZM110 175V174H109ZM108 175V176H109ZM138 175V174H137ZM21 176V175H20ZM62 176H64L63 174H62ZM79 176V175H78ZM85 176H88V175H86V173H85ZM90 176V175H89ZM93 176H90L91 178H89V177H85V179L87 178H89V180L88 181H90L92 184H93V186L92 187H90V186H88V187H90V188H93L94 187V189L95 190H92V191H94V192H96L97 193V196L99 195L100 196V198L99 197H97V200H96V198H95V201H97V204H93V199L91 198L90 200H89V198H88V200L90 201V203L88 202V203H86L85 202V200H84V196H86L87 195V193H89V191H86V188H87V190H89L88 189V187H86L85 188V186L82 188V187H79V188H82L81 190L82 191H78L79 189H77L76 191H74L73 190V185H74V183H78V181L76 180V178H75V180H74V183H71L72 182V180H69V179H67V181H65L64 183H70L69 185L66 183V184H62V185H60V186H58V187H60V188H58L59 190H58V192L59 193H61V192H64V193H66V192H69L68 190H70V193L72 194V193H74L73 194V197H74V195H75V193H76V195H78V197L77 196H75L74 197V200H73V205H72V207L69 209V211H70V215L71 216H73V220L75 221H73L72 223L73 224H75L74 226V229L72 228L73 227V224L71 225V228H63V227H65L64 225L62 226V227H60L61 225H62V221H56V222H58L59 224H60V228H63V229H61L63 232H62V234L61 233H59V232H57V230H55L54 232H57V234L59 233L60 234V240H63L62 239V236H65L66 238H68V239H72L73 238V240L75 239V241H72V244L75 242L76 243V238H82L83 237V232L89 227V225H93V223L92 222H94V215L95 214H98L99 215V213H98V206L101 204V202H105V201H103V200H101V198H104V200L106 199L105 197L107 196L106 195V192H105V194L104 193H102V192H100V190H99V188L101 187V186H103L104 185V189L106 188V190H108V189H110V187L108 188V177H106V175L104 176V177H106V178H103V177H101V176H98V177H101L100 179H94L95 177H93ZM119 176V175H118ZM124 176L125 177H127L125 174H124ZM140 176V175H139ZM142 176V175H141ZM149 176L147 175V177L149 178ZM7 177H9V176H7ZM7 177H4V181L2 180V178L3 177H1L0 176V180L2 181V185L4 186V185H6V183H7V185L9 184L8 182H10V180L7 178ZM12 177V174H10V178ZM54 177H56V178H58L57 176H53L52 175V179H54ZM73 177H75V176H73ZM80 177V176H79ZM83 178H81V179H83V181H84V176H82ZM93 177V178H92ZM5 178H6V181H8V182H6L5 181ZM16 178V177H15ZM14 178V179H15ZM61 178V176L59 177V179ZM112 178H113V176H112ZM152 178V177H151ZM8 179V180H7ZM13 179V178H12ZM32 179H34V178H32ZM45 179V177L43 178V180ZM87 179H86V181L85 182H87V185H89V184H91L90 182H88L87 181ZM115 179H118V178H116V175H115V177H114V180ZM16 180V179H15ZM17 180H18V178H17ZM19 180H20V178H19ZM18 180V181H19ZM23 180H26V179H22L21 181L23 182H20V183H18V184H20V186H18L17 185V182H15V186H13V187H15V189H16V186H18V190H19V188H22L21 190L22 191H17V189L15 190L12 186H11V184L9 185V186H7L6 185V189L8 190H10V188L12 187L13 188V190H15L18 194H22L23 195V197H24V195H26L27 194V192H26V189L28 190V191H32L33 193L36 191H38V188H37V186H36V188H35V186L34 185H32V184H30V182H29V180H27V181H23ZM35 180L36 179H34V182L33 183H35ZM42 180V179H41ZM46 180V179H45ZM69 180V181H68ZM112 180V179H111ZM114 180H112V182L110 181V179H109V183L111 182V184L114 182ZM119 180V179H118ZM121 180V179H120ZM143 180V179H142ZM141 180V181H142ZM151 180H153V179H151ZM75 181H77V182H75ZM132 181V180H131ZM3 182H6L5 184H3ZM27 182H29V184H27ZM42 182V186L44 185V181H41ZM123 182V181H122ZM206 182H209L210 183V185L209 184H207ZM1 183V182H0ZM26 185H25V184ZM35 183V184H36ZM39 183V184H38ZM116 180H115V182L113 183L114 185L113 186H117L116 184ZM130 182H127V183H121V187L124 189V185L125 184H127V185H129L128 187H130V184H129ZM143 183V182H142ZM228 183V184H227ZM13 184V183H12ZM22 184V185H21ZM71 184H72V190L74 191V192H72V190H71ZM79 184V183H78ZM107 184V185H106ZM137 184V183H136ZM1 185V184H0ZM14 185V184H13ZM105 185H106V187H105ZM132 185V184H131ZM11 186V187H10ZM26 188H25V187ZM28 186V187H27ZM61 186H63V188H61ZM66 186L68 187L67 189H66ZM78 186H80V185H78ZM126 186V185H125ZM133 187H134V182H133V185H132ZM139 185H136L135 187H138ZM148 186V185H147ZM225 186V185H224ZM5 187V186H4ZM24 187V188H23ZM40 187V186H39ZM75 187H77V186H74V189H75ZM0 188H2V187H0ZM43 188V187H42ZM84 188H85V190H84ZM120 188V187H119ZM145 188V187H144ZM148 188V187H147ZM3 189V188H2ZM34 189H35V191H34ZM37 189V190H36ZM45 189H49V186L46 188L45 187ZM112 189V188H111ZM110 189V190H111ZM116 189V188H115ZM118 189V188H117ZM126 189V188H125ZM130 189V188H129ZM132 189V188H131ZM134 189V188H133ZM150 188H148L147 190H149ZM64 190V191H63ZM83 190H84V192H83ZM113 190V189H112ZM5 191V190H4ZM3 191V192H4ZM45 191V190H44ZM85 191H86V193H85ZM91 191V190H90ZM90 192V193H93V192ZM124 191V190H123ZM127 191H128V189H127ZM138 191H141V189H138ZM144 191V190H143ZM146 191V190H145ZM199 191V192H200ZM11 192H12V194L13 193H15V192H13L12 190H11ZM39 192V191H38ZM121 193H122V191H120ZM146 192H148V191H146ZM8 193H10V192H8ZM17 193H15V194H17ZM25 193V194H24ZM30 193V192H29ZM84 194L82 197H83V199H82V197H81V195H79V194ZM121 193H118V194H120V195H118L119 197L121 196V195H123V194H121ZM133 193H134V191H133ZM208 193H210L209 191H208ZM35 194H37V193H35ZM86 194V195H85ZM95 193H93V195H94ZM108 194V199L107 200H111V201H115V202H113V203H115V206H117L118 207V209H120V206H119V203H117L116 202V200H112V198H114V196L113 195H111V199L109 198V193H107ZM127 194H129V191L127 192ZM134 194H136V193H134ZM96 195V194H95ZM126 195V194H125ZM125 195H123V196H121V200H122V197H124ZM147 195V194H146ZM145 195V196H146ZM150 195H152V193H150ZM156 195V194H155ZM28 196V195H27ZM30 196V195H29ZM34 196V195H33ZM36 196V195H35ZM92 196V194L91 195H89V197H91ZM117 196V197H118ZM142 196V195H141ZM144 196V195H143ZM157 196V195H156ZM13 197H14V195H13ZM12 197V198H13ZM19 197V196H18ZM30 197H32V196H30ZM81 197V198H80ZM94 197V196H93ZM160 197V196H159ZM1 198V197H0ZM17 198V197H16ZM21 198H22V196H21ZM75 198H77V200H81V201H77V200H75ZM85 198H87V197H85ZM98 198L100 199V202H98ZM143 198V197H142ZM146 198V197H145ZM151 198H155L153 195H152V197ZM18 199H20V198H18ZM125 199H126V197H125ZM140 199V198H139ZM153 199H152V202H154L153 201ZM156 199V198H155ZM157 199H158V196H157ZM82 200H84V202L82 201ZM92 200V201H91ZM120 200V201H121ZM124 200V199H123ZM127 200V199H126ZM241 200H243V202H244V204L243 203H238L239 201L240 202H242ZM77 201V202H76ZM212 201V202H213ZM75 202V203H74ZM92 202V203H91ZM128 202V201H127ZM211 202V203H212ZM98 203H99V205H98ZM106 205L107 204H109L110 205V208H111V204L110 203H105ZM118 204V205H117ZM123 204H124V201H123ZM113 205V204H112ZM129 205H132V204H129ZM122 206H124V205H122ZM128 206V205H127ZM84 207V208H83ZM101 207V206H100ZM103 207H105V208H107L105 205H103ZM131 207V206H130ZM83 208V210L84 209H86V213H83L82 211H81V209ZM102 208V207H101ZM122 208V207H121ZM124 208V207H123ZM131 208H133L134 209V207H131ZM130 208V209H131ZM108 209V208H107ZM125 209V208H124ZM78 210V211H77ZM109 210V209H108ZM107 210V211H108ZM122 210V209H121ZM73 211L75 212L74 214H73ZM77 211V212H76ZM80 211H81V214H80ZM85 211V210H84ZM95 211H97V212H95ZM110 211V210H109ZM120 210H118L117 212L118 213H121V212H119ZM124 211H127V210H124ZM137 211H139V210H137ZM78 212H79V214H78ZM115 212V211H114ZM114 212H112V214H114ZM83 213V214H82ZM125 213V212H124ZM129 213V212H128ZM135 213L137 214V212L135 211ZM85 214V215H84ZM117 214V213H116ZM120 215V219H122L121 218V216H122V213L121 214H119ZM118 214H117V216H119ZM125 215V214H124ZM96 216V215H95ZM133 216V215H132ZM129 217V215H128V217L129 218H127L126 216V218L127 219H130V218H132V219H134V217ZM143 216H144V213H143ZM92 217H94L93 219H92ZM136 217V216H135ZM148 216H146V218H147ZM125 218V219H126ZM140 218V217H139ZM149 218V217H148ZM119 219V220H120ZM132 219H130V221H132ZM90 220H92V222L90 221ZM95 220H99V218H95ZM135 221H137L136 219H134ZM142 220V218L139 220V221H137V222H142L143 220H144V218H143V220ZM126 221H128V220H126ZM125 221V222H126ZM67 222V221H66ZM89 222V223H88ZM99 222V221H98ZM133 222V221H132ZM131 222V223H132ZM144 222V221H143ZM142 222V223H143ZM45 223V222H44ZM65 223V222H64ZM63 223V224H64ZM95 223V222H94ZM128 223H130L129 221H128ZM128 223H126V226L125 227H128ZM142 223H141V225H140V223H137L138 224V226L139 227H137V231H135L134 230V232H136V233H134L135 235H137V237H139L138 238V242H139V253H138V255H139V259L141 260H145L146 258H147V254L149 255V256H151L152 255V259H153V254H158V252H159V254L162 256V255H165V254H169V255H171L172 256V254L169 252V249H170V243H168L167 241H165L166 242V244L164 245V244H155L154 242H156V239H155V241H154V239H153V241L151 242L152 243V247H151V243H150V246H149V243L147 244V239H146V232L147 231H149L148 230V228H147V230L145 229V224L143 223V225H142ZM147 223H148V221H147ZM97 224V223H96ZM96 224H94L93 226H95ZM108 224V223H107ZM92 225H91V227H89L88 229L91 231H89L88 229V235H89V233L91 234L92 233V231H93V229L92 228H94V227H92ZM99 225V223L96 225V226H98ZM131 225V224H130ZM95 226V228H96V231H98L97 230V227ZM101 226V225H100ZM123 226V225H122ZM144 226V227H143ZM45 227V226H44ZM147 227V226H146ZM42 228H43V226H42ZM50 228V227H49ZM49 228H46V229H48V231L49 230H51V229H49ZM59 228V229H60ZM95 228H94V232L93 233H96V231H95ZM129 229H131V226L130 227H128ZM134 228H135V226H134ZM27 229H28V227H27ZM29 229H31L30 227H29ZM28 229V230H29ZM36 229V228H35ZM126 229V228H125ZM136 229V228H135ZM23 230H25V229H23ZM28 230H26V232H28ZM32 230V229H31ZM86 230V231H87ZM99 230H100V228H99ZM102 230H103V228H102ZM30 231V230H29ZM37 231H39V230H37ZM36 230H35V233L37 232ZM42 231V230H41ZM47 231V232H48ZM111 231V230H110ZM125 231V230H124ZM127 231V230H126ZM130 231V230H129ZM32 232V231H31ZM53 232V233H54ZM109 232V231H108ZM114 232H116L115 230H113L112 229V233H113V235L115 234ZM30 233V232H29ZM28 233V234H29ZM49 233H51V234H53L51 231L49 232ZM70 233H72L73 234V236H71L70 235ZM102 234L104 233V232H101ZM107 233V232H106ZM161 233V232H160ZM44 234H45V231H44ZM50 234V235H51ZM56 234V233H55ZM56 234V237L57 238H59V235H57ZM96 234H98V233H96ZM95 234V236L93 237L92 235H94V234H92V235H89V236H91V238L93 237L94 239L92 240V242L93 241H96V239L97 240H99L98 239V236ZM108 234H110L111 235V232L110 233H108ZM123 234V233H122ZM131 234H133V232L131 233ZM30 235V234H29ZM85 235H86V233H85ZM105 235V234H104ZM107 235V234H106ZM109 235V236H110ZM129 235V234H128ZM144 235V236H143ZM17 237V235H14L13 236V238L14 237ZM97 236V237H96ZM108 236V235H107ZM115 236V235H114ZM142 236H143V238L147 241V242H145V240H143L142 239ZM155 236V235H154ZM157 236V235H156ZM163 235H161V236H159V238L158 237H156L157 239H160V237L161 238H163L162 237ZM19 237V236H18ZM23 237V236H22ZM22 237H20V238H22ZM30 237V236H29ZM36 237H38V235L36 236ZM42 237V234L40 233V236H39V238L40 239H42V240H44V235H43V238H41ZM46 237V236H45ZM118 237H120V236H118ZM121 237H122V235H121ZM11 238V237H10ZM9 238V239H10ZM20 238H18V239H20ZM47 238V237H46ZM50 238H52V237H50ZM55 238V237H54ZM56 238V239H57ZM66 238H64V239H66ZM90 238V237H89ZM99 238H102L101 236H99ZM111 238H112V240H113V238L114 237H112L111 236ZM116 238H117V236H116ZM153 238V237H152ZM180 238V237H179ZM9 239H6V240H9ZM55 239V240H56ZM83 239V238H82ZM84 239L86 240V241H88L89 242V239L87 238V236H86V238L84 237ZM104 239V238H103ZM106 239V238H105ZM123 239V238H122ZM168 239V238H167ZM6 240L4 241V242H6ZM13 240V239H12ZM11 240V241H12ZM47 240V239H46ZM58 240V239H57ZM59 240V241H60ZM84 240V241H85ZM111 240V239H110ZM176 240H177V238H176ZM179 240V239H178ZM181 240V239H180ZM11 241H9L8 242V244L11 242ZM13 241H15L16 242V240H13ZM32 241V240H31ZM45 241V240H44ZM91 241V240H90ZM103 241V240H102ZM117 241H119L120 242V240L118 239H116V242ZM122 241V240H121ZM14 242V243H15ZM46 242V241H45ZM61 242V241H60ZM59 242V244H61ZM107 242V241H106ZM110 242V241H109ZM164 242V243H165ZM169 242H172L173 243V240L171 241V240H169ZM177 241H175V243H176ZM1 243V242H0ZM13 243V242H12ZM13 243V244H14ZM19 243L20 242H18L17 244L18 245H16V243H15V248H19V246H20V248H21V246L23 245V244H21V245H19ZM57 243V242H56ZM68 243V242H67ZM67 243H65L66 245H67ZM70 243V242H69ZM86 243V242H85ZM2 244V243H1ZM0 244V245H1ZM7 244V245H8ZM26 244V243H25ZM63 244V243H62ZM72 244L70 243V244H68L69 246L71 245L72 246ZM78 244V243H77ZM80 244V243H79ZM3 245V244H2ZM10 245V244H9ZM31 245V244H30ZM35 245V244H34ZM39 245H42V244H39ZM54 245V244H53ZM56 246H57V244H55ZM67 245V246H68ZM149 247H148V246ZM163 245V246H162ZM180 245V244H179ZM12 246H14V245H12ZM18 246V247H17ZM24 246V245H23ZM22 246V247H23ZM26 246V245H25ZM24 246V247H25ZM38 246V245H37ZM46 246V245H45ZM65 245H63V247H64ZM70 246V247H71ZM78 246H81V245H78ZM77 246V247H78ZM83 246V245H82ZM1 247V249H2V246H0ZM3 247H4V245H3ZM6 247V246H5ZM9 247V246H8ZM11 247V246H10ZM10 247L9 248H7L6 250H8V249H10ZM24 247H23V249H24ZM27 247V246H26ZM31 247V246H30ZM30 247H29V250H27V252L29 253V251H30ZM42 247H44L43 245H42ZM51 247H52V245H51ZM59 246H57V247H52V248H54L53 249V251L55 250V248H56V252H57V248H58ZM66 247V246H65ZM88 247V246H87ZM14 248V247H13ZM28 248V247H27ZM26 248V249H27ZM34 248V247H33ZM38 248H40L39 246H38ZM72 248H74V247H72ZM79 248V247H78ZM172 248V247H171ZM0 249V250H1ZM22 249V248H21ZM32 249V248H31ZM35 249H36V246H35ZM34 249V250H35ZM58 249H63L62 248V246H61V248L59 247ZM65 249H67V248H65ZM79 249H82V248H79ZM87 249V248H86ZM91 249H94V247L93 248H91ZM154 249V250H153ZM12 250V249H11ZM15 250V249H14ZM14 250L12 251V252H14ZM40 250V253H41V251L43 252L44 251V248L43 249H39ZM38 250V251H39ZM50 251V247H49V249H47V251ZM59 250V251H60ZM68 250H69V248L67 249V252H68ZM84 250H85V248H84ZM89 250H90V247H89ZM94 250H96V249H94ZM146 250H148V251H146ZM172 249H170V251H171ZM264 250V249H263ZM10 251V250H9ZM17 251H19V249L17 250ZM23 251H26V250H23ZM45 251H46V248H45ZM44 251V253L43 254H45L46 252ZM52 251V252H53ZM62 251H64V253H65V251L66 250H62ZM61 251V252H62ZM72 251V250H71ZM71 251H69V252H71ZM74 251V250H73ZM76 251V250H75ZM93 251V250H92ZM153 251H155V253H153V254H151V252H153ZM157 251V252H156ZM175 251V250H174ZM15 252H16V250H15ZM20 252V251H19ZM18 252V253H19ZM21 252H22V250H21ZM35 252V251H34ZM55 252V251H54ZM55 252V253H56ZM84 252V251H83ZM172 252V251H171ZM177 252V251H176ZM0 253H1V251H0ZM8 253H10V252H7V254ZM33 253V252H32ZM37 253H39V252H37ZM50 253V252H49ZM55 253H53V254H55ZM64 253H62V258L61 259H63V254ZM178 253H180V252H178ZM2 254V253H1ZM5 254H6V252L4 253V255L3 256H5ZM21 254V253H20ZM19 254V255H20ZM53 254H52V256H53ZM76 254V253H75ZM90 254V253H89ZM264 254V253H263ZM12 255V254H11ZM17 255V254H16ZM15 255V256H16ZM23 255V254H22ZM25 255H27V254H25ZM29 255V254H28ZM42 255V254H41ZM46 255L47 254H45V256H39V257H45L46 258ZM58 255H60L59 253L57 254L56 253V256H58ZM64 255H66V254H64ZM70 255V254H69ZM88 255V254H87ZM216 255V254H215ZM7 256H10L9 254L7 255ZM18 256V255H17ZM16 256V257H17ZM37 256V255H36ZM50 256V255H49ZM51 256V257H52ZM56 256H54V257H56ZM82 256H84L83 254H82ZM161 256H160V258H161ZM207 256V255H206ZM15 257V258H16ZM20 257V256H19ZM38 257V258H39ZM65 257H67V256H65ZM65 257H64V262L62 261V264H64L66 261H67V264L70 262V264H78V262L77 263H74L73 262V258H72V260H69V259H65ZM113 257V255L111 256V258ZM157 257H159L158 255H157ZM167 257V256H166ZM166 257H165V259H166ZM177 259H179L178 257L179 256H175ZM0 258H1V256H0ZM7 258H9V257H7ZM14 258V259H15ZM24 258H25V256H24ZM110 258V257H109ZM110 258V259H111ZM151 258V257H150ZM164 258V257H163ZM174 258V257H173ZM211 258H213V257H210V260H211ZM11 259L13 260V257H11ZM21 259V258H20ZM33 259H35L34 257L32 258V261H33ZM41 259V258H40ZM40 259L38 260V259H35V263L36 264H40V263H37V262H40ZM42 259H44V258H42ZM58 259H59V257H58ZM57 259V260H58ZM112 259H115L114 257L112 258ZM223 259H225V258H223ZM2 260V262L5 260V259H1ZM30 258H29V261H27V262H29L28 264H30L31 262H30ZM54 260H56V258L54 259ZM53 260V261H54ZM140 260H137V262H136V264L137 263H139L138 261H140ZM164 260V259H163ZM167 260V259H166ZM170 260V259H169ZM169 260H167L168 261V263H170V261ZM222 260V259H221ZM221 260L219 259L218 261H220V264H224V263H221ZM226 260V259H225ZM224 260V261H225ZM6 261V260H5ZM8 261H9V259H8ZM107 261V260H106ZM105 261V262H106ZM120 261V260H119ZM119 261L118 262H116V263H119ZM126 261V260H125ZM176 261V260H175ZM214 261V262H213ZM227 261V260H226ZM20 262V261H19ZM46 262H49L48 260L46 261ZM58 262V261H57ZM61 262V261H60ZM60 262H59V264H60ZM76 262V261H75ZM98 262V261H97ZM101 262H103V261H101ZM105 262H103V263H105ZM123 262V261H122ZM152 262H156L155 261V259H154V261H152ZM164 262H166L165 260H164ZM177 262V261H176ZM209 262V261H208ZM228 262H230V261H228ZM33 263H34V261H33ZM45 263V262H44ZM52 263V262H51ZM92 264H94V263H96L95 261H94V263L93 262H91ZM90 263V264H91ZM106 263H108V262H106ZM121 263V262H120ZM132 263V262H131ZM130 263V264H131ZM148 263V262H147ZM150 263V262H149ZM210 263L211 264H214V263H216V259H213V260H211L210 261ZM3 264V263H2ZM24 264V263H23ZM27 264V263H26ZM48 264V263H47ZM66 264V263H65ZM81 264V263H80ZM121 264H126V262H123V263H121ZM128 264V263H127ZM135 264V263H134ZM141 264V263H140ZM153 264V263H152ZM155 264V263H154ZM227 264V263H226ZM230 264V263H229Z\"/></svg>",
    "mask_w": 264,
    "mask_h": 264
}]
</instances>
